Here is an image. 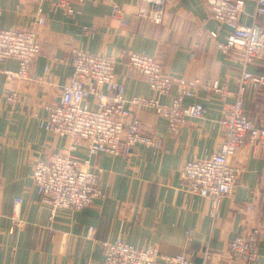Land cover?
I'll return each mask as SVG.
<instances>
[{
    "label": "crops",
    "instance_id": "obj_1",
    "mask_svg": "<svg viewBox=\"0 0 264 264\" xmlns=\"http://www.w3.org/2000/svg\"><path fill=\"white\" fill-rule=\"evenodd\" d=\"M57 1H45L48 22L40 37L42 52L31 69L32 75L44 80L10 83L5 72L17 71L18 62L0 63V264H103L102 243L117 240L137 248L153 246L162 256L183 255L198 264L204 262L208 249L212 264H241L230 254L231 241L255 228L264 233V204L255 199L264 176V148L249 147L235 155L232 163L241 175L234 195L223 200L215 221L209 215L210 201L189 194L182 177L187 162L208 159L220 147L224 139L220 121L235 102L234 96L222 101L215 94L198 92L195 101L206 107L205 115L187 121L177 134L169 133L154 112L132 108L150 134L163 141V150L154 155L139 145L129 156L90 158L94 167L103 170L104 196L82 211L59 209L52 217L39 203L35 164L60 152L65 142L40 128L35 115L45 116V107L59 102L62 86L72 73V50L115 58L117 79L125 84L129 98L157 97L163 104L171 103L177 89L168 96L152 92L144 76L124 67L126 53L158 58L170 74L217 81L232 92L242 70L241 52L224 53L216 41L206 38L205 32L215 30L217 23L205 0H163L162 24L138 15L145 7L143 0H90L76 4L72 17L55 9ZM246 1V11L252 13L255 0ZM19 2L0 0L1 28H36L34 7L18 9ZM114 5L119 8L116 15ZM226 36L224 30L219 41ZM254 69L264 74V60H258ZM14 89L19 100L12 108L6 98ZM245 110L253 122L264 126V87L247 91ZM75 155L88 157L85 148ZM17 200H21L22 226L12 222ZM91 228L94 239L88 237ZM258 251L264 264V240Z\"/></svg>",
    "mask_w": 264,
    "mask_h": 264
},
{
    "label": "built area",
    "instance_id": "obj_2",
    "mask_svg": "<svg viewBox=\"0 0 264 264\" xmlns=\"http://www.w3.org/2000/svg\"><path fill=\"white\" fill-rule=\"evenodd\" d=\"M46 0H20L18 9L29 6L35 9V29L12 30L0 27V63L9 60L18 62L17 71L5 72L8 82L34 81L40 83L43 76L32 75L34 61L40 56V37L44 35L48 18L44 10ZM90 0H58L55 9L66 16L77 13L76 4ZM145 7L138 15L155 24H162L165 18L163 0H143ZM217 28L205 32L224 53L232 50L242 54V70L237 80V90L232 92L226 84L204 81L199 78L187 79L164 70L158 58L142 53H126L124 67L146 78L149 87L159 96L177 92L170 104H163L156 97L129 98L124 83L117 79L113 57L91 54L80 49L71 52L72 73L62 86L58 103L46 106V115H35L40 126L50 134L64 140L65 145L58 153L36 162L33 180L37 188L39 203L55 217L59 209L79 212L92 206L104 196L101 188L102 169L93 166L94 156L105 154L113 157L129 156L136 146L149 148L154 155L163 150V141L150 134L149 127L135 117L132 108L150 110L166 124L169 133L177 134L187 121L201 119L206 107L195 98L198 92L219 96L222 101L235 97V102L224 113L220 126L223 142L208 159L191 160L182 170L186 191L210 201V218L215 221L223 200L234 195L241 169L232 163L240 151L249 147L264 148V126L253 122L245 110V95L249 90L264 87V74L258 73L254 65L264 59V0H255L252 13L246 11V0H205ZM114 15L119 13L114 5ZM2 8L0 4V17ZM244 18L250 22L244 23ZM226 30L224 42L219 37ZM195 58V54H191ZM65 62V59L61 60ZM49 66L45 68L48 73ZM14 108L19 100V91L12 90L6 98ZM194 100L195 102H187ZM85 148L87 158L75 154ZM255 199L264 204V176ZM21 200L15 203L12 222L22 226L19 218ZM253 205V204H252ZM251 206L248 210H251ZM95 230H89L88 237L94 239ZM191 236V232H187ZM264 233L255 228L236 236L230 243L232 258L241 264H261L258 251ZM103 264H198L183 255L162 256L156 247L137 248L123 240L104 242ZM206 258L200 264H212Z\"/></svg>",
    "mask_w": 264,
    "mask_h": 264
},
{
    "label": "trees",
    "instance_id": "obj_3",
    "mask_svg": "<svg viewBox=\"0 0 264 264\" xmlns=\"http://www.w3.org/2000/svg\"><path fill=\"white\" fill-rule=\"evenodd\" d=\"M164 68V67H163ZM165 70V69H164ZM258 72V71H257ZM260 74H262V73H260ZM258 90H260V89H258Z\"/></svg>",
    "mask_w": 264,
    "mask_h": 264
},
{
    "label": "rangeland",
    "instance_id": "obj_4",
    "mask_svg": "<svg viewBox=\"0 0 264 264\" xmlns=\"http://www.w3.org/2000/svg\"><path fill=\"white\" fill-rule=\"evenodd\" d=\"M263 23H264V21H263ZM264 60V59H263Z\"/></svg>",
    "mask_w": 264,
    "mask_h": 264
}]
</instances>
